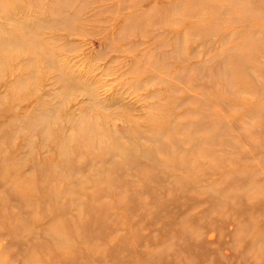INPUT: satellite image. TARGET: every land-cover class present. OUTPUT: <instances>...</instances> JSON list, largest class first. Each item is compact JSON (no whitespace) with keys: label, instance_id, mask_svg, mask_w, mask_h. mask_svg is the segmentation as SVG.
<instances>
[{"label":"rangeland","instance_id":"374dc122","mask_svg":"<svg viewBox=\"0 0 264 264\" xmlns=\"http://www.w3.org/2000/svg\"><path fill=\"white\" fill-rule=\"evenodd\" d=\"M0 264H264V0H0Z\"/></svg>","mask_w":264,"mask_h":264},{"label":"bare ground","instance_id":"6f19581e","mask_svg":"<svg viewBox=\"0 0 264 264\" xmlns=\"http://www.w3.org/2000/svg\"><path fill=\"white\" fill-rule=\"evenodd\" d=\"M28 43V42H27ZM23 44H24V41H23Z\"/></svg>","mask_w":264,"mask_h":264}]
</instances>
